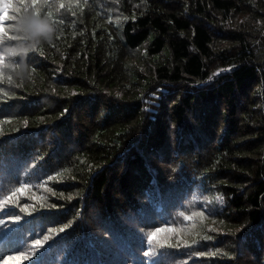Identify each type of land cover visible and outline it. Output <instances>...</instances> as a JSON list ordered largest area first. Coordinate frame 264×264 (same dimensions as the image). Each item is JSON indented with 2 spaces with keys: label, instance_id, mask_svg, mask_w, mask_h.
I'll return each instance as SVG.
<instances>
[{
  "label": "trees",
  "instance_id": "1",
  "mask_svg": "<svg viewBox=\"0 0 264 264\" xmlns=\"http://www.w3.org/2000/svg\"><path fill=\"white\" fill-rule=\"evenodd\" d=\"M8 3L0 199L30 187L0 210V258L264 264V0ZM26 13L53 39L9 57Z\"/></svg>",
  "mask_w": 264,
  "mask_h": 264
},
{
  "label": "snow or ice",
  "instance_id": "2",
  "mask_svg": "<svg viewBox=\"0 0 264 264\" xmlns=\"http://www.w3.org/2000/svg\"><path fill=\"white\" fill-rule=\"evenodd\" d=\"M40 2V0H31V5L32 6H36L38 3ZM49 0H43L44 4H48ZM11 7V5L8 3V0H5L4 3L0 4V17H3L2 20H0V44H2L6 39L7 40H16V36H9L8 35V31H7V26H6V21H8L9 19H11L10 16L6 15V13L8 12L9 8ZM59 7L61 9L64 8V4L60 3ZM48 15L50 16L51 13L49 12ZM33 27L36 28L37 30H39L40 26L38 24H33ZM8 55V54H7ZM9 57H15V55H8ZM13 63H18L16 61H14ZM5 65V55L0 52V66H4ZM0 77H2V73H0ZM11 80V78L9 77V81ZM2 91V90H0ZM6 95V93H5ZM56 179L55 176H48V180H54ZM30 185L27 183H22L20 185V187L16 188L15 191L11 192L8 195H5L3 199H0V210L5 209V206L8 205L10 202H14V203H19L18 201V196L22 195L23 193H25L28 189H29ZM50 190V189H49ZM71 198V197H69ZM217 200H222V197H216ZM31 206L27 203H25L22 207H19V212L20 213H28L29 215H31V213H29V208ZM53 207H55V205H53ZM181 216L183 217V219L185 221H190L193 217L195 216H200L203 217L204 213L203 212H192L191 215H185L184 213H181ZM22 219V217L20 215H10L9 216V221L13 224L20 222ZM6 224V221L3 219H0V226H3ZM50 231L55 232L56 229H50ZM60 232L64 231V228H61L59 230ZM161 231H168V232H174L176 231L175 228L169 227V228H156L155 231L151 232V234L147 237V242L149 245H151L152 241L156 239V237L158 236V234ZM49 240V236L45 235L43 237V241L40 239H36L33 241V247L35 248H43L44 247V242ZM157 243H160L159 241H157ZM161 247H164V244H161ZM167 247L171 248L172 245H167ZM150 253L149 252H145L144 255L148 256ZM201 255H203V253H201ZM3 260V264H9V261L15 260L18 262V264H22L23 261L26 260H30L31 258L26 256L23 252H20L19 254L16 255H9L7 257H3L0 258Z\"/></svg>",
  "mask_w": 264,
  "mask_h": 264
},
{
  "label": "clouds",
  "instance_id": "3",
  "mask_svg": "<svg viewBox=\"0 0 264 264\" xmlns=\"http://www.w3.org/2000/svg\"><path fill=\"white\" fill-rule=\"evenodd\" d=\"M34 22L40 26L39 30L33 27ZM17 31L22 34L23 40L31 41L32 43L28 47H21L19 49L14 47L12 49H8V55L16 56L25 54L30 48H34L36 45L40 44L41 41L51 42L55 29L47 20L32 16L30 13H26L18 19ZM17 39H20V37H17ZM21 64L23 65V60H21Z\"/></svg>",
  "mask_w": 264,
  "mask_h": 264
},
{
  "label": "rangeland",
  "instance_id": "4",
  "mask_svg": "<svg viewBox=\"0 0 264 264\" xmlns=\"http://www.w3.org/2000/svg\"><path fill=\"white\" fill-rule=\"evenodd\" d=\"M263 17L261 18V20H262V22L264 23V15H262ZM247 17V16H246ZM3 19V17H0V20H2ZM236 20V22H241V21H244L245 20V17H244V15H239L238 16V18L237 19H235Z\"/></svg>",
  "mask_w": 264,
  "mask_h": 264
}]
</instances>
